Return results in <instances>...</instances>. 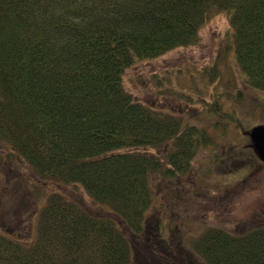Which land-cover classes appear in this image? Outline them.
<instances>
[{
  "label": "trees",
  "instance_id": "16d2710c",
  "mask_svg": "<svg viewBox=\"0 0 264 264\" xmlns=\"http://www.w3.org/2000/svg\"><path fill=\"white\" fill-rule=\"evenodd\" d=\"M217 13L229 17L244 86L264 94V0H0V158L32 171L33 186L4 174L11 195H29L39 210L35 239L18 216L30 236L0 233V264H264V216L233 231L207 228L191 246L163 233L155 178L189 174L216 141L124 86L137 63L195 45ZM206 103L215 129L237 121L219 99ZM250 144L251 157L216 149L214 163L227 174L264 164ZM161 148L170 149L163 158L151 151ZM8 216L1 207L0 220Z\"/></svg>",
  "mask_w": 264,
  "mask_h": 264
},
{
  "label": "rangeland",
  "instance_id": "374dc122",
  "mask_svg": "<svg viewBox=\"0 0 264 264\" xmlns=\"http://www.w3.org/2000/svg\"><path fill=\"white\" fill-rule=\"evenodd\" d=\"M232 34L229 17L217 13L203 25L195 45L175 49L158 59L139 62L124 75V86L136 101L184 116L191 124L207 128L216 141L214 147L212 144L197 154L189 174L170 179L157 176L154 180L156 197L152 214L162 220L164 234L169 233V238L177 237V241L181 240L187 246H191L207 228L233 231L264 216V164L251 160L253 164L247 163L246 170L238 172L231 168V173L227 174L230 171L227 166L214 163L216 149L225 152L226 157L229 150L242 148L245 157H251L249 134L253 127L264 126V94L244 86L230 48ZM212 67H217L218 72L211 80ZM159 83L165 91L162 95L157 91ZM169 91L180 95L186 93L189 97ZM238 91L241 94L236 97ZM216 99L222 106L221 111L235 114L237 118L236 122L224 119L225 129L222 126L215 129L216 118L208 113L206 102ZM169 150L151 151L163 158ZM7 152L6 145L0 143V157L5 159ZM1 158L0 209L5 206L9 216L0 220V233L10 231L8 233L22 238L30 236L25 233L26 227H16L14 218L18 216L22 225L34 227L33 240L38 223L34 212L39 211L38 206L29 195L25 196L24 203L22 196L11 195L13 186L7 185L4 173L11 169L12 181L16 184L23 181L28 186L36 184V177L25 164L12 167ZM18 167L19 173L15 171ZM248 170L251 173L246 177ZM87 200L90 202V198ZM27 240L31 241V237ZM178 249L181 253L185 251Z\"/></svg>",
  "mask_w": 264,
  "mask_h": 264
},
{
  "label": "water",
  "instance_id": "95a60500",
  "mask_svg": "<svg viewBox=\"0 0 264 264\" xmlns=\"http://www.w3.org/2000/svg\"><path fill=\"white\" fill-rule=\"evenodd\" d=\"M249 136L257 156L264 163V126H256Z\"/></svg>",
  "mask_w": 264,
  "mask_h": 264
}]
</instances>
